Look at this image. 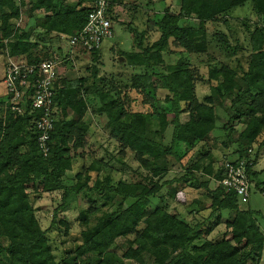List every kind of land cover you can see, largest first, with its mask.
Returning <instances> with one entry per match:
<instances>
[{
	"label": "trees",
	"instance_id": "16d2710c",
	"mask_svg": "<svg viewBox=\"0 0 264 264\" xmlns=\"http://www.w3.org/2000/svg\"><path fill=\"white\" fill-rule=\"evenodd\" d=\"M113 1L108 9L111 21ZM248 4H252L256 15L249 38L248 65L244 68L242 60L237 59L236 66H210L209 79L217 85H211L212 93L204 101L196 97V76L183 59L169 64L166 72L159 71L165 63L163 51L171 41L189 54H206L209 43L215 40L226 43L236 54L239 45L231 46L221 29L210 35L209 28L210 24H227L232 11ZM180 5L179 13L166 8L155 24L149 25H155L160 32L156 41L144 45V31L138 34L135 30L134 42L139 50L120 53L126 64L143 68L130 77L128 87L145 91L149 96L145 103L155 100L167 104L157 115L161 131L169 126L168 113L173 115L171 144L165 145L149 134L146 113L128 109L127 86L115 85L96 72L93 85L89 86V77L69 80L61 78L59 70L54 129L46 155L39 146L40 131L36 126L41 112L32 111L26 104L22 112H17L11 108L10 96L0 99V264H128L127 259L144 264H259L264 250L260 212L241 208L236 192L220 184L211 191L217 210L231 211L227 227L232 236L214 243L204 257L198 255L197 240L209 229H202V222L188 224L189 229L176 240L181 228L187 226L184 218L152 201L164 186L152 178L168 172L167 156L180 159L176 146L211 140L218 127L220 108L226 110L230 122L245 124L237 137L229 134V142L238 144L239 159L252 162L248 165L249 178L257 180L256 186L264 193V181L258 178L261 171L253 169L256 159L251 160L250 153L264 129V0H181ZM92 7L93 0H0V53L10 49L16 62L38 63L47 59L49 48H39V40H32L33 33L40 29L42 37L50 39L72 35L84 27ZM39 11L44 13L42 19L37 15ZM23 17H37L38 22L22 28ZM245 24L249 28L246 21ZM90 53L96 59L100 49ZM226 101L230 104L226 105ZM90 105L95 109L91 110ZM95 112L106 115L110 136L123 150L133 151L136 160L153 177L146 176L127 188L124 181L112 182L110 175L93 182L90 169L67 176L75 157L72 151L85 145L93 121L91 114ZM230 122L223 128L234 130L228 126ZM191 168L213 172L211 162L205 167L195 162ZM100 169L95 163L91 166V170ZM222 172L223 167L214 178L221 180ZM189 173L193 175L192 171ZM193 178L192 186L208 188L210 180L199 182ZM30 187L45 192L62 190L63 205L81 198L89 203L88 215L82 217L85 228L74 249L59 254L53 249L48 236L51 229L42 227L31 205ZM100 202L102 206L115 203L117 208L90 225L88 216L98 212ZM219 222L220 215L214 224ZM56 225L61 231L64 225V231H68V224L55 214L51 227ZM119 238H126L121 252L116 249Z\"/></svg>",
	"mask_w": 264,
	"mask_h": 264
},
{
	"label": "rangeland",
	"instance_id": "374dc122",
	"mask_svg": "<svg viewBox=\"0 0 264 264\" xmlns=\"http://www.w3.org/2000/svg\"><path fill=\"white\" fill-rule=\"evenodd\" d=\"M71 2L75 0H69ZM112 32L113 35L106 38L100 49L98 58L94 59L93 55L85 49L70 46L68 36H54L51 39L49 36L41 35L40 29H37L32 36V40H39V48L47 45L49 55L56 54L61 60L60 77L67 79H76L80 77H89L87 85L92 86L94 82L93 74L97 73L100 78H107L122 87L129 86L132 82L130 78L134 73H140L143 68L133 67L126 64L125 58L121 59V51L139 50L134 42L137 34L144 31V45H150L160 37V32L157 27H149L148 23L153 26L155 22L163 15L166 8L174 13H179L181 10V0H114L113 1ZM37 15L42 19L43 11L37 12ZM231 17L227 24L220 22L219 24H210L209 34L218 32L220 29L224 31L231 46L239 45L236 54H232L231 49L226 43L211 41L209 43V52L206 54H189L182 51L181 47L171 41L163 51L165 63L159 67V71H167L169 64H174L178 60L183 59L185 63L194 71L196 76L195 93L200 101H204L205 97L212 93L211 85H217V82L209 79V67L212 65L229 64L236 66L237 59L242 60L244 68L248 65V57L251 53L249 38L250 32L254 28L256 15L252 9V4L239 7L232 11ZM245 21L249 28L246 27ZM38 22V18H22V28H29L31 24ZM150 28V29H149ZM40 34V35H39ZM141 35V34H140ZM139 35V36H140ZM41 36V37H40ZM39 37V39H38ZM11 58L10 49L0 53V70L1 66H6V63ZM1 77V74H0ZM1 81V80H0ZM4 83V79H3ZM98 83H102L101 79ZM5 84V83H4ZM4 90V85L0 84ZM6 88V97H9L8 89ZM127 93L130 98L128 109L132 111H142L147 114L149 122V134L163 142L165 145L171 144L173 125L171 120L173 115L168 113L169 126L166 131L160 130V119L158 113L164 111L167 105L165 102L157 103L153 100L151 103H145L149 100V96L142 90L127 88ZM2 93V91H1ZM1 98V99H6ZM226 105L230 101H226ZM90 109L95 107L90 105ZM56 111V110H55ZM92 115L91 127L86 135V143L84 146L74 149L73 166L67 171V176L73 177L77 172H84L90 169L94 182L98 177L104 178L105 175H110L112 182L117 183L124 181L127 188H131V184L148 176L153 177L151 171L143 168L136 160L135 154L130 149L123 150L121 144L110 136L109 130L106 127L107 117L102 113H94ZM219 121L218 127L212 132V139L209 141L198 142L194 145L188 143L180 144L177 150L180 152V159L174 155L167 156L170 169L167 173L153 177V181L164 183L161 191L152 198L156 205H160L168 209L172 213L178 214L184 218L187 226L181 228L180 233L175 237L179 239L189 227L188 224L194 225L201 223L202 229H209L208 233H204L198 240L199 245L198 255L204 257L208 249L216 242L231 238L230 228L227 227V221L230 219V210H217L213 204L211 191L219 185V180L214 178V174L222 169V165L226 160L239 159L237 143L229 142V134L237 137L238 133L244 129L245 124L241 121H229L228 114L224 108L218 110ZM228 126L234 130L223 128V125L228 123ZM264 129L256 143L252 145L250 153L251 160L256 159L254 170L261 171L258 176L259 181H264ZM211 156H210V155ZM246 159V158H245ZM199 163L204 167L211 162L213 172L208 173L204 169L191 168L193 163ZM100 166V171L91 170L92 164ZM192 171L193 175L189 172ZM223 175V173H221ZM189 179H186L188 178ZM199 182L210 180L208 188L192 186L191 182L194 178ZM250 180V196L247 202L239 198L241 208H250L260 212L258 221L264 233V193L256 186L257 180ZM165 181L168 182L165 185ZM93 184V183H92ZM29 199L34 208L38 219L44 229H51L48 232L50 242L53 249L59 254L62 250L74 249L80 242L79 233L85 228L82 222L83 215L86 213V208L89 203L85 198L73 199L68 204L63 205V191L33 190L29 188ZM94 198L97 197L93 194ZM82 197V196H81ZM132 200V199H130ZM102 202H100V205ZM117 208L115 203H108L100 206L98 212L89 215V224L96 223L98 217H102L107 211H112ZM62 219L68 224V231H62L57 228L58 225L51 227L54 215ZM220 215L219 224L216 223ZM143 226V225H141ZM133 238V236H130ZM126 238H119L116 242V249L121 252L124 249ZM128 264H144L136 263L133 260H126ZM259 264H264V250L260 258Z\"/></svg>",
	"mask_w": 264,
	"mask_h": 264
},
{
	"label": "built area",
	"instance_id": "2783aa9c",
	"mask_svg": "<svg viewBox=\"0 0 264 264\" xmlns=\"http://www.w3.org/2000/svg\"><path fill=\"white\" fill-rule=\"evenodd\" d=\"M111 1L93 0V7L84 27L67 37L70 46L88 52L101 49L103 41L113 35L112 21L108 15ZM60 64L61 60L56 54L38 63L16 62L12 58L6 63L4 83L9 92L11 108L22 112L26 104L30 105L32 111L41 112L36 126L40 131L39 146L45 155L49 153L48 141L54 129L55 85ZM251 164L247 158L226 160L222 165V178L219 180L220 185L236 192L244 202L250 196L248 165Z\"/></svg>",
	"mask_w": 264,
	"mask_h": 264
},
{
	"label": "crops",
	"instance_id": "0c3cea01",
	"mask_svg": "<svg viewBox=\"0 0 264 264\" xmlns=\"http://www.w3.org/2000/svg\"><path fill=\"white\" fill-rule=\"evenodd\" d=\"M148 25H151V24L148 23ZM0 74H1L0 84H3L4 85V90L1 89V87H0V99H1L2 97L5 98L6 97V93H7L6 92V88H5V84L3 83V79L5 78V75H6V66L5 65L4 66H1ZM1 91H2V93H1Z\"/></svg>",
	"mask_w": 264,
	"mask_h": 264
},
{
	"label": "water",
	"instance_id": "95a60500",
	"mask_svg": "<svg viewBox=\"0 0 264 264\" xmlns=\"http://www.w3.org/2000/svg\"><path fill=\"white\" fill-rule=\"evenodd\" d=\"M123 57H121V59H122Z\"/></svg>",
	"mask_w": 264,
	"mask_h": 264
}]
</instances>
